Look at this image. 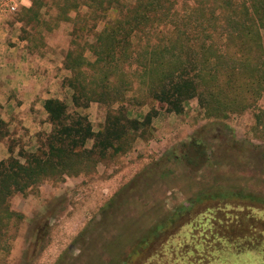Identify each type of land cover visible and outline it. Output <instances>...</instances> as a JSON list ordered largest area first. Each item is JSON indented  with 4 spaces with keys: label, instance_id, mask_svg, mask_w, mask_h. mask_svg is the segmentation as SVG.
Wrapping results in <instances>:
<instances>
[{
    "label": "rangeland",
    "instance_id": "374dc122",
    "mask_svg": "<svg viewBox=\"0 0 264 264\" xmlns=\"http://www.w3.org/2000/svg\"><path fill=\"white\" fill-rule=\"evenodd\" d=\"M36 1L0 0V38L4 44L19 38L31 56L43 61L42 68L56 64L61 91L55 98L66 103L70 114L86 115L98 131L105 123L108 104L93 99L75 106L73 90L66 84L71 72L64 66L67 52L75 47L85 48V56L93 58L88 46L103 21L84 5L86 0H41L37 17L30 20L27 17L32 14L24 8ZM119 1L128 6L134 0ZM113 5L119 3L113 0ZM262 34L264 40V31ZM147 37L141 35L142 43ZM140 50L137 53H142ZM136 70L134 65L129 81L138 75ZM257 105L264 108V92ZM119 108L138 120L156 114L152 113L150 126L134 134L126 151H109L92 171L47 179L25 194H13L8 203L21 218L4 230L0 264H108L111 256L130 253L131 242L157 222L165 221L164 230L156 236L159 241L178 232L173 237L176 243L183 236L198 237L197 229L204 227L199 223L214 212L209 208L219 203L207 195L219 188L238 189L264 199V145L254 130V111L215 119L207 117L193 96L181 113L170 112L148 97L136 81L131 90L124 91L123 99L112 105L113 110ZM45 115L39 118L45 125L33 135L18 122L11 128L4 121L6 137L0 142L10 146L9 156L22 163L25 159L20 151H36L51 130ZM259 129H264V121ZM259 209L264 210V205L252 212ZM258 215L264 217V211ZM139 255L146 252L131 255L130 264H135L133 259ZM216 255L211 264H264L257 249L226 247ZM175 259L183 261L182 257Z\"/></svg>",
    "mask_w": 264,
    "mask_h": 264
},
{
    "label": "trees",
    "instance_id": "16d2710c",
    "mask_svg": "<svg viewBox=\"0 0 264 264\" xmlns=\"http://www.w3.org/2000/svg\"><path fill=\"white\" fill-rule=\"evenodd\" d=\"M114 1L119 5L114 6L113 0L85 1L103 21L88 46L93 58L85 56V48L75 47L67 52L64 66L71 72L66 84L73 90L74 105L82 107L93 99L107 103L105 123L94 131L88 117L70 114L64 101H44L51 130L36 151H20L25 159L22 163L12 155L0 160V248L4 230L21 218L10 209L8 199L13 194H25L47 179L88 173L109 151H126L134 134L150 126L155 112L138 120L121 108L112 109L123 99L124 91L132 89L133 81L174 113H181L193 96L207 117L215 119L252 110L254 130L264 145V129H259L264 108L257 105L264 92V0H134L128 6ZM42 5L37 0L25 7L32 14L27 18H36ZM141 35L148 36L144 43ZM138 48L142 53H137ZM134 65L139 73L129 81ZM6 127L0 119V141L6 137ZM193 142L199 143L198 139ZM8 149L12 151L10 146ZM207 197L219 203L199 223L204 227L197 229L198 237L183 236L176 243L173 237L178 232L159 241L156 236L164 230L165 221L157 222L131 242L130 253L119 252L108 264H130V256L135 257L139 250L146 255L133 259L135 264H211L226 247L257 249L264 256V217L258 215L264 210L252 212L264 205V199L221 188ZM177 257L183 261L178 263Z\"/></svg>",
    "mask_w": 264,
    "mask_h": 264
},
{
    "label": "crops",
    "instance_id": "0c3cea01",
    "mask_svg": "<svg viewBox=\"0 0 264 264\" xmlns=\"http://www.w3.org/2000/svg\"><path fill=\"white\" fill-rule=\"evenodd\" d=\"M11 40V44H4L0 38V119L11 128L18 122L33 135L45 125L39 119L46 116L43 102L57 97L61 91L60 76L58 69L54 72L56 64L43 69V61L31 56L23 41ZM9 154L7 145L0 142V160Z\"/></svg>",
    "mask_w": 264,
    "mask_h": 264
},
{
    "label": "built area",
    "instance_id": "2783aa9c",
    "mask_svg": "<svg viewBox=\"0 0 264 264\" xmlns=\"http://www.w3.org/2000/svg\"><path fill=\"white\" fill-rule=\"evenodd\" d=\"M10 8L13 10L14 9V6H11Z\"/></svg>",
    "mask_w": 264,
    "mask_h": 264
}]
</instances>
